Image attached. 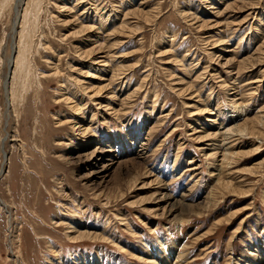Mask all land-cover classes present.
<instances>
[{"label":"rangeland","instance_id":"obj_1","mask_svg":"<svg viewBox=\"0 0 264 264\" xmlns=\"http://www.w3.org/2000/svg\"><path fill=\"white\" fill-rule=\"evenodd\" d=\"M0 264H264V0H0Z\"/></svg>","mask_w":264,"mask_h":264},{"label":"bare ground","instance_id":"obj_2","mask_svg":"<svg viewBox=\"0 0 264 264\" xmlns=\"http://www.w3.org/2000/svg\"><path fill=\"white\" fill-rule=\"evenodd\" d=\"M34 1H35V0H34ZM20 4H22V0H19V5H20ZM23 4H24V3H23ZM64 8H65V7H64ZM74 8H75V7H74ZM35 10H37V9H35ZM35 10H34V11H35ZM63 11L65 12V11H67V9H64ZM25 14H26V13H25ZM17 17H18V19H17V21H16V23H15L16 26L20 24V22H21V18H22V14H20L19 11L17 12ZM38 17H39V16H38ZM30 18H31V17H30ZM31 19H32V18H31ZM27 20H28V18L25 17V21H26V23H28ZM37 20H38V19H37ZM35 21H36V20H35ZM29 22H30V20H29ZM30 23H31V22H30ZM33 24H34V22H33ZM25 25H26V24H25ZM35 27H36V26H35ZM33 28H34V27H33ZM34 30H35V29H34ZM31 31H33V30H31ZM29 38H30V36H29ZM30 40H31V38H30ZM26 41H27V40H26ZM26 41H25V42H26ZM28 41H29V40H28ZM22 42H24V41H22ZM30 42H31V41H30ZM28 44H29V42H28ZM28 44H27V45H28ZM29 45H30V44H29ZM25 47H26V46H25ZM27 48H28V47H27ZM16 51H17V49H16ZM16 51H15V52H16ZM28 51H29V50H28ZM20 52H21V49H20ZM17 53H18V52H17ZM19 55H20V54H19ZM90 56H91V55H90ZM17 59H18V58H17ZM16 61H17L16 59L13 61V65H14V66H16V63H17ZM18 63H19V62H18ZM17 65H18V64H17ZM5 83H7V82H5ZM243 130H244V128H243ZM240 131H241V130H240ZM151 263H155V261L153 260ZM156 263H157V262H156Z\"/></svg>","mask_w":264,"mask_h":264}]
</instances>
